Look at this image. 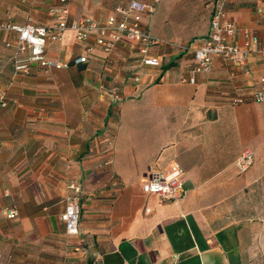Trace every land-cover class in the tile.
Wrapping results in <instances>:
<instances>
[{"label":"crops","instance_id":"obj_1","mask_svg":"<svg viewBox=\"0 0 264 264\" xmlns=\"http://www.w3.org/2000/svg\"><path fill=\"white\" fill-rule=\"evenodd\" d=\"M124 3L70 0L69 19L104 22ZM59 6L0 0V24L50 28ZM212 9V0H158L139 16L160 41L150 50L157 68L140 67L125 40L109 64L94 33L84 46L67 30L47 43L48 58L86 64L49 73L32 65L29 77H15L5 44L16 34L0 32V91L16 102L0 106L1 264H264V102L252 99L264 90V54L242 66L216 58L190 84ZM227 16L231 41L241 45L245 28L264 48V0H229ZM113 84L116 102L106 94ZM247 148L253 161L240 173L234 164ZM173 164L184 172L183 200L142 192L148 172ZM70 185L80 195L75 236L61 220Z\"/></svg>","mask_w":264,"mask_h":264},{"label":"built area","instance_id":"obj_2","mask_svg":"<svg viewBox=\"0 0 264 264\" xmlns=\"http://www.w3.org/2000/svg\"><path fill=\"white\" fill-rule=\"evenodd\" d=\"M60 6L49 10L50 16L55 18V23L50 28H44L28 21L24 25L12 23L0 24V32L16 34L15 41L6 42L7 49H13V72L15 77L27 78L31 74V66L35 65L44 73L53 70L67 69L70 66H80L87 63L85 57L77 56L70 62H62L48 58L46 45L48 42H60L65 31L74 33V40L78 44H87L91 33H94V44L105 55L111 64L112 56L117 50L118 44L123 40L134 44L137 52V62L140 67L157 68L160 66L158 58L150 55V50L160 43L143 30L139 16L151 14L155 11L158 0L150 2L146 0H125V3L114 9V14L104 22H94L88 18L69 19L68 3L70 0H50ZM213 9L210 17V32L206 40L193 51V67L190 71L189 83L194 84L197 74L208 73L214 59L218 58L232 66H242L247 58L253 54H264V48L259 47L255 38H251L248 29H241L242 43L231 41L237 34V29L227 16L229 0H212ZM260 14L261 11H258ZM20 56L25 58L20 59ZM134 84L140 82V77L134 75L129 78ZM264 84V77L260 79ZM106 94L113 101L120 99V87L113 84L106 90ZM256 103L264 102V90H258L252 95ZM10 103L4 92L0 91V106L6 107ZM234 103H241L237 98ZM253 150L244 149L235 161L238 172H245L252 164ZM110 161H105L102 167H106ZM184 172L179 165L173 164L163 172H148L141 181V190L144 194L155 195L159 200L179 202L186 196L183 188ZM69 189L73 194L65 198V209L61 216L65 231L69 236L78 234V220L80 214V195L74 185ZM15 215L10 210L7 218ZM1 264V263H0Z\"/></svg>","mask_w":264,"mask_h":264}]
</instances>
